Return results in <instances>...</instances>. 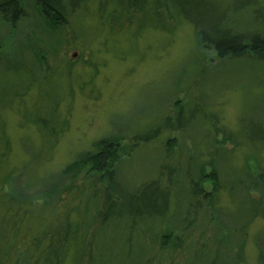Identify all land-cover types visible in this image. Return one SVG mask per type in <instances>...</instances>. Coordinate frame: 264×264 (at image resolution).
<instances>
[{
  "label": "rangeland",
  "instance_id": "1",
  "mask_svg": "<svg viewBox=\"0 0 264 264\" xmlns=\"http://www.w3.org/2000/svg\"><path fill=\"white\" fill-rule=\"evenodd\" d=\"M146 1L0 18V264H264V60H219ZM237 7L227 27L263 35L264 0ZM104 140L111 178L74 166Z\"/></svg>",
  "mask_w": 264,
  "mask_h": 264
},
{
  "label": "trees",
  "instance_id": "2",
  "mask_svg": "<svg viewBox=\"0 0 264 264\" xmlns=\"http://www.w3.org/2000/svg\"><path fill=\"white\" fill-rule=\"evenodd\" d=\"M233 1H235V3L233 5L231 4V6L227 7L223 11L215 8H209L206 0H169L168 2L176 9L181 19L193 27L194 35L199 46L205 50L214 52L219 60L240 59L248 55L264 60V34L255 33V35L246 36L244 34L232 32V30L227 27L228 13L231 11L233 13L239 9L237 6H239L242 2V0ZM21 2L22 0H0L1 20L11 25H14L18 20H20L23 17ZM32 2L43 18L44 24L59 28L67 23L65 11L71 10L73 12L81 5V3L84 2V0H66V7L63 6V0H32ZM153 2L156 7L163 6L161 1L154 0ZM147 3L148 2L146 0H142L140 5H137L135 2H131L124 9V12H139L147 6ZM155 136L156 135L154 134L152 138L142 137L137 141L146 143L152 140ZM96 146L98 147L96 154L92 156L84 155V157L80 158L74 166L82 168L83 166H86L87 163H90L92 165V171L96 173L105 171L106 176L111 178L113 174V171L111 170L120 157V144H114L110 140H104L100 141L96 144ZM154 186H156V189L159 190L157 185ZM152 195L158 196V199H160L166 207L167 201L164 197L168 195L167 193L163 195L160 191V195H158L157 192H153ZM157 201L158 200L156 199L153 203L155 202L156 205ZM107 204L109 209L113 210L114 203L111 205L110 198L107 200ZM124 213L125 212L122 214ZM112 214H110L112 217L117 215L113 212ZM137 215L138 213L136 216ZM141 215L142 214H139V216ZM154 215H157V213L155 212Z\"/></svg>",
  "mask_w": 264,
  "mask_h": 264
}]
</instances>
